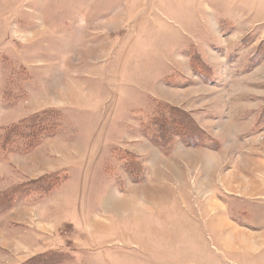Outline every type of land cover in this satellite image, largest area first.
<instances>
[{
  "label": "rangeland",
  "instance_id": "obj_1",
  "mask_svg": "<svg viewBox=\"0 0 264 264\" xmlns=\"http://www.w3.org/2000/svg\"><path fill=\"white\" fill-rule=\"evenodd\" d=\"M43 110L0 264H264V0H0V140Z\"/></svg>",
  "mask_w": 264,
  "mask_h": 264
},
{
  "label": "trees",
  "instance_id": "obj_2",
  "mask_svg": "<svg viewBox=\"0 0 264 264\" xmlns=\"http://www.w3.org/2000/svg\"><path fill=\"white\" fill-rule=\"evenodd\" d=\"M53 111L43 110L33 113L26 119L13 124L11 127L4 129L2 138L0 140V149L4 146L22 145L24 150L32 149L43 139L46 135L54 134ZM53 120V123H52ZM156 124V123H155ZM44 178V177H43ZM35 182H45L44 179H37ZM34 182V183H35ZM48 180L41 185L42 189L48 187ZM19 184L11 185L9 190L0 192V211L8 209L12 203L15 202L17 194H20ZM45 191V189H43ZM70 257L67 253L61 251L44 252L33 255L23 261L21 264H62L64 261L69 260Z\"/></svg>",
  "mask_w": 264,
  "mask_h": 264
},
{
  "label": "bare ground",
  "instance_id": "obj_3",
  "mask_svg": "<svg viewBox=\"0 0 264 264\" xmlns=\"http://www.w3.org/2000/svg\"><path fill=\"white\" fill-rule=\"evenodd\" d=\"M216 205V204H215Z\"/></svg>",
  "mask_w": 264,
  "mask_h": 264
}]
</instances>
